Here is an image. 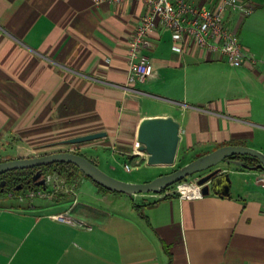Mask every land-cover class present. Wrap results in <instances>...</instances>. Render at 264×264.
Segmentation results:
<instances>
[{"label": "crops", "instance_id": "1", "mask_svg": "<svg viewBox=\"0 0 264 264\" xmlns=\"http://www.w3.org/2000/svg\"><path fill=\"white\" fill-rule=\"evenodd\" d=\"M253 1L250 15L227 19L253 60L233 66L190 37L176 50L159 27L149 51L153 76L128 84L142 1L0 0V151L105 131L76 151L94 163L102 160L92 149L124 157L134 178L109 169L130 182L151 181L224 145L264 153V0ZM165 116L180 123L176 162L149 165L146 152L133 154L139 125ZM217 167L215 188L194 199L181 196L193 178L130 196L102 191L84 175L31 201L0 194V264H264V170L229 161Z\"/></svg>", "mask_w": 264, "mask_h": 264}, {"label": "water", "instance_id": "2", "mask_svg": "<svg viewBox=\"0 0 264 264\" xmlns=\"http://www.w3.org/2000/svg\"><path fill=\"white\" fill-rule=\"evenodd\" d=\"M106 135L105 131H101L71 137L61 142L79 144L102 138ZM137 139L140 143L139 150L147 153V163L149 165H174L181 139L180 123L171 116L145 118L140 122ZM233 156H251L256 158L258 163L254 166H247L244 161L234 159L232 158ZM223 161L233 162L252 170H264V153L262 151L245 145H224L193 159L170 173L160 175L147 182H130L119 179L102 170L86 156L72 151H56L38 156L7 159L0 162V175L12 170L66 162L76 165L85 176L109 190L133 196L140 193H160L189 176L199 174L197 182L198 184H203L202 193L205 195L215 188L218 180L217 175L222 171L221 168H216V166ZM202 173L203 175H201ZM42 175L43 171L39 168L33 174L32 181L35 186H42L45 189L47 187V178L42 177ZM226 177L228 178L229 176L226 175ZM0 185L4 187L6 180H1ZM21 188L22 185L19 184L17 189Z\"/></svg>", "mask_w": 264, "mask_h": 264}, {"label": "built area", "instance_id": "3", "mask_svg": "<svg viewBox=\"0 0 264 264\" xmlns=\"http://www.w3.org/2000/svg\"><path fill=\"white\" fill-rule=\"evenodd\" d=\"M96 2L122 3L131 0H95ZM146 11L136 27L130 42L127 61V83L144 82L154 74L149 51L154 47L153 34L162 27L170 31L174 49L181 50L185 37H190L194 44L207 51H213L233 66H241L247 59L253 60L242 45L237 31L227 25L228 16L234 13L242 17L250 15L256 8L253 0H218L213 6L198 5L192 0H140ZM129 89V88H128ZM135 142L133 154L142 153ZM125 169L132 170L129 163ZM54 175V174H53ZM52 175L47 176V183ZM198 179V177H197ZM197 179L186 183L181 196L186 199L202 197L203 184ZM263 179H261L262 181ZM53 192L61 190L64 184L56 186ZM47 190H32L30 197H45ZM56 219L68 222L66 215H55Z\"/></svg>", "mask_w": 264, "mask_h": 264}, {"label": "rangeland", "instance_id": "4", "mask_svg": "<svg viewBox=\"0 0 264 264\" xmlns=\"http://www.w3.org/2000/svg\"><path fill=\"white\" fill-rule=\"evenodd\" d=\"M82 144H66V143H59V144H53L50 145L49 147L46 148H41V149H35L34 151H28V150H22L20 149V151L16 150L15 148H10L9 150L6 151H0V161H4L7 159H12V158H17L16 156H23V157H30V156H38V155H43V154H48V153H52V152H56V151H72V152H76L77 153V147H79ZM94 156L98 157L100 160L102 161H98L96 164H98V166L104 170L105 172H107L108 174H113L112 171L109 169V166L113 167V168H117L118 170L120 169V175L122 178H134L135 174L137 173V170H135V166L132 163H129L132 170L128 171L126 169H124L123 167V161H124V157L118 155V156H114V154L110 153V152H104L98 149H92L91 151ZM199 157V156H198ZM222 163V162H221ZM181 165H177V167H179ZM176 167V168H177ZM168 169V168H165ZM52 175V178L50 179V182L48 181L47 183V187H54V184H57L56 186H60L61 184H66L67 182V178L59 175L58 173H50ZM54 174V175H53ZM49 175V174H48ZM47 175V176H48ZM83 172L80 170L78 171L77 175H75V177L77 176H82ZM199 174H195L192 176H189L188 178H193V179H197ZM113 176V175H112ZM181 182H178L174 185H179ZM173 186V185H172ZM64 189V187L62 186L61 189ZM62 189V190H63ZM39 189H36L35 191H38ZM43 190V189H41ZM61 191V190H59ZM58 191V192H59ZM12 192H15V190L13 189ZM32 192L31 189L29 188H23L22 192L20 194H16V196H18V198H21V201H31L32 197L29 196V194ZM16 193V192H15ZM9 197V196H7ZM11 199V198H9ZM37 199V198H35Z\"/></svg>", "mask_w": 264, "mask_h": 264}, {"label": "trees", "instance_id": "5", "mask_svg": "<svg viewBox=\"0 0 264 264\" xmlns=\"http://www.w3.org/2000/svg\"><path fill=\"white\" fill-rule=\"evenodd\" d=\"M79 153V152H77ZM81 154V153H79ZM232 158L237 159V160H242L244 161L247 166H254L258 163V160L254 157L251 156H233ZM1 162V161H0ZM44 168V173L47 176L50 173H58L59 175H62L64 177H66L68 180H73L75 178V175L78 171H80V169L72 164V163H66V162H56V163H52L49 165H45L42 166ZM36 167H33L32 169H34ZM248 168V167H246ZM31 169H21V170H13V171H8L6 174H4V176H6L7 174H9L10 176H12L11 174H19V173H26V172H30ZM84 175V174H83ZM85 176V175H84ZM87 177V176H85ZM89 178V177H87ZM90 179V178H89ZM25 180V178H13L11 177V180H8V182L11 184L10 188L7 189L8 191H12L13 189L15 190L16 193L20 194L22 192V189H16L18 183H21V181ZM92 180V179H91ZM93 181V180H92ZM102 191L105 192H115V191H111L108 188L102 186L101 184L93 181ZM169 188V187H168ZM32 190H36V189H44L42 186H32L31 188ZM119 193V192H116ZM0 194H2L0 192Z\"/></svg>", "mask_w": 264, "mask_h": 264}, {"label": "flooded vegetation", "instance_id": "6", "mask_svg": "<svg viewBox=\"0 0 264 264\" xmlns=\"http://www.w3.org/2000/svg\"><path fill=\"white\" fill-rule=\"evenodd\" d=\"M39 168H41L42 169V171H43V175H42V177H46L47 178V176L45 175V171H44V168L43 167H36V168H34V169H32V168H28V169H31V171L30 172H24V173H19V174H11L12 176H10L9 174H7L6 176H4V174H6V173H4V174H2V175H0V181L1 180H3V179H5L6 180V185L4 186V187H2L1 185H0V192L2 193V194H5L6 196H9V197H16V194H18V193H15V192H12V191H8L7 189H9L10 188V186H11V184L8 182V180H11V177H13V178H25V180H23V181H21V183H18V185L19 184H21L22 185V188L21 189H23V188H31L32 186H35L34 185V182L32 181V176H33V174L39 169ZM21 170V169H20ZM13 171V170H12ZM201 175H203V173L201 174ZM199 177V176H198ZM17 185V186H18ZM17 189V188H16ZM32 190V189H31Z\"/></svg>", "mask_w": 264, "mask_h": 264}]
</instances>
